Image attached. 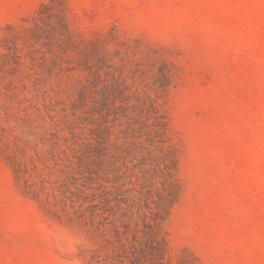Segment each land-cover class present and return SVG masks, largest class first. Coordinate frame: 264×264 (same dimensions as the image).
Wrapping results in <instances>:
<instances>
[{
	"label": "rangeland",
	"instance_id": "obj_1",
	"mask_svg": "<svg viewBox=\"0 0 264 264\" xmlns=\"http://www.w3.org/2000/svg\"><path fill=\"white\" fill-rule=\"evenodd\" d=\"M63 1L72 49L0 107V264H101L157 211L172 255L264 264V0Z\"/></svg>",
	"mask_w": 264,
	"mask_h": 264
},
{
	"label": "trees",
	"instance_id": "obj_2",
	"mask_svg": "<svg viewBox=\"0 0 264 264\" xmlns=\"http://www.w3.org/2000/svg\"><path fill=\"white\" fill-rule=\"evenodd\" d=\"M72 47L73 40L63 0L42 1L34 13L24 18L22 23H10L3 28L0 33V107L6 106L8 118L12 114L9 110L15 109L14 105H9L13 100L7 99L11 97L8 94L11 93L18 103L16 107L21 110L17 91L27 89V81H32L35 86L36 81L40 79L39 74L44 73V69L48 66V53L56 56ZM52 56L50 58L56 63V59ZM5 79L8 83H4ZM6 89L11 92L7 93ZM3 100L7 101L6 105L1 102ZM154 119L162 130L166 129L165 116L157 113ZM167 145L169 164L166 165L168 174L171 175V171L177 165V156L173 144L168 142ZM1 154L6 159H11V156L4 151H1ZM14 171L17 175L18 170L14 169ZM169 196L170 208L177 200L175 189L169 190ZM166 214L168 212L162 214L157 211L150 218L151 221L143 222L142 227H137L133 232V228L128 224H124L122 230L113 227V237L104 238L105 242L99 246L98 250L105 253L99 259L100 263L197 264L195 256L187 247H180L179 254L170 253L168 233L163 225Z\"/></svg>",
	"mask_w": 264,
	"mask_h": 264
}]
</instances>
